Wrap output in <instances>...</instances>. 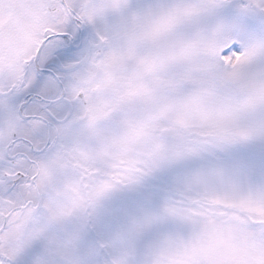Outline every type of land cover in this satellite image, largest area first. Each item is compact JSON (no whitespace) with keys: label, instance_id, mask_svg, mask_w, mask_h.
<instances>
[{"label":"snow or ice","instance_id":"snow-or-ice-1","mask_svg":"<svg viewBox=\"0 0 264 264\" xmlns=\"http://www.w3.org/2000/svg\"><path fill=\"white\" fill-rule=\"evenodd\" d=\"M0 264H264V0H0Z\"/></svg>","mask_w":264,"mask_h":264}]
</instances>
